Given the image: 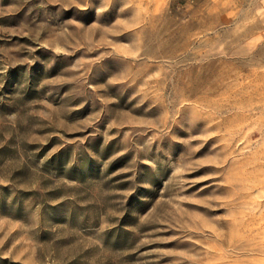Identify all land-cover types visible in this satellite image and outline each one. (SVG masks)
<instances>
[{"label":"rangeland","instance_id":"374dc122","mask_svg":"<svg viewBox=\"0 0 264 264\" xmlns=\"http://www.w3.org/2000/svg\"><path fill=\"white\" fill-rule=\"evenodd\" d=\"M0 264H264V0H0Z\"/></svg>","mask_w":264,"mask_h":264}]
</instances>
